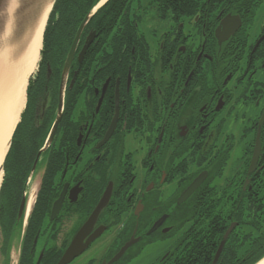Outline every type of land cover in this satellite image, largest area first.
<instances>
[{"label": "flooded vegetation", "instance_id": "1", "mask_svg": "<svg viewBox=\"0 0 264 264\" xmlns=\"http://www.w3.org/2000/svg\"><path fill=\"white\" fill-rule=\"evenodd\" d=\"M100 1L42 37L9 146L23 184L13 264H57L67 250L63 264H189L230 225L223 247L243 225L252 243L264 0H196L188 16L172 0H118L96 18Z\"/></svg>", "mask_w": 264, "mask_h": 264}, {"label": "trees", "instance_id": "2", "mask_svg": "<svg viewBox=\"0 0 264 264\" xmlns=\"http://www.w3.org/2000/svg\"><path fill=\"white\" fill-rule=\"evenodd\" d=\"M73 0H56L52 11L49 15L45 32H62L63 26L77 24L85 15V13L98 0H74L77 4L71 3ZM118 0L107 1L97 13V17L102 12L107 11L111 7H116L115 2ZM166 1V0H164ZM196 0H172V10L176 16H188L194 14L193 4ZM79 8L78 12L73 9ZM59 11V20L54 25L55 12ZM95 18V19H96ZM10 165V152L8 151L3 163V179L0 186V236L3 245L0 247L1 252L7 257L8 237L12 231L13 220L16 217V206L20 184L17 181V175ZM245 225L242 231H237L235 236H230L216 264H253L264 255V215L255 214L253 218L252 243H247ZM214 231H209L205 235V242L201 244V260L198 257L199 248H191L189 264H211L213 255L216 251V243L214 242ZM251 250V258L247 259L246 254ZM8 263V258L4 261Z\"/></svg>", "mask_w": 264, "mask_h": 264}, {"label": "bare ground", "instance_id": "3", "mask_svg": "<svg viewBox=\"0 0 264 264\" xmlns=\"http://www.w3.org/2000/svg\"><path fill=\"white\" fill-rule=\"evenodd\" d=\"M101 0L99 4H102ZM51 4L39 18L38 27L20 38H11L8 26L5 40L0 38V165L3 162L11 135L19 121L25 103V85L35 68L41 48L42 33ZM34 24V23H33ZM36 24V23H35ZM3 170H0V185ZM255 264H264L262 257Z\"/></svg>", "mask_w": 264, "mask_h": 264}, {"label": "water", "instance_id": "4", "mask_svg": "<svg viewBox=\"0 0 264 264\" xmlns=\"http://www.w3.org/2000/svg\"><path fill=\"white\" fill-rule=\"evenodd\" d=\"M55 1L56 0H0V38H2L1 36H3L2 45L4 43L6 31H7L9 25L11 27L10 34H11L12 39L14 37L15 38L23 37L26 34L30 35V32L32 31V34L30 35V38H29V40H30L32 38L33 31L35 30V28L38 27L37 23L39 21V18L42 17L46 8L49 6V4H51L50 10L48 12L47 19L45 22V26L43 29V33H44L47 22H48L49 15L52 11V7H53ZM87 19H88V16H86L83 19V21L81 22V24L78 28V31H77L78 34L81 32V30H82L85 22L87 21ZM43 33H42V37H43ZM41 42H42V40H41ZM85 47H84V49H85ZM71 53H72V49L70 51L69 56L71 55ZM263 118H264V114L262 115L260 122L263 120ZM10 142H11V139L9 141V145H10ZM257 153H258V144H257V147L255 148V151H254L253 162L255 161L254 159L256 158ZM5 156H6V154H5ZM3 162H4V159H3ZM3 162L0 165V170H3ZM19 214H20V211H19ZM232 226L233 225L229 226V228L224 233L222 240L219 242V244L216 248V251L214 253L211 264H215L217 262L218 257L221 253V250L223 248V245L225 243V240H226L229 232L232 229ZM82 248L83 247H81L80 243L77 245L74 244L72 246L74 254H76V252H80L82 250ZM124 248L121 249V251H123ZM70 249L71 248H69V251H70ZM121 251H119V253ZM65 255L67 257L65 258V256H64L62 258V260H60L57 264H63L64 262H66V260H68V258H69L68 257V250H67ZM263 257H264V255H263ZM115 258H116V256L113 259H115Z\"/></svg>", "mask_w": 264, "mask_h": 264}, {"label": "rangeland", "instance_id": "5", "mask_svg": "<svg viewBox=\"0 0 264 264\" xmlns=\"http://www.w3.org/2000/svg\"><path fill=\"white\" fill-rule=\"evenodd\" d=\"M41 49V48H40ZM40 52V51H39ZM38 59H39V57H38ZM37 63H38V61H37ZM36 70H37V64H36V66H35V68L33 69V71L28 75V78H27V83H28V81H30L31 80V78L33 77V75H34V73L36 72ZM27 83H26V85H25V90H26V87H27ZM26 97V96H25ZM19 122V121H18ZM13 134V133H12ZM11 140H12V137H11ZM8 151H9V147H8ZM5 159V158H4ZM4 163V162H3ZM3 175H4V171H3ZM3 175H2V179H3ZM1 183H2V181H1ZM1 186V185H0ZM13 233H14V229H13V226H12V231H11V233H10V236L8 237L9 239H8V252H7V257L5 256V254L4 253H2L1 252V248H0V264H6L4 261H5V259L6 258H8V263L7 264H13V262L15 261V259H16V244H17V241H15L14 243L12 242V238H13ZM16 235H17V238L19 239V234L18 233H16ZM3 245V243H2V237L0 236V247ZM263 257V256H262ZM261 257V258H262ZM261 258H259V259H261ZM258 259V260H259ZM257 260V261H258ZM256 261V262H257ZM136 264H143V261H141V262H138V263H136ZM253 264H255V263H253Z\"/></svg>", "mask_w": 264, "mask_h": 264}]
</instances>
